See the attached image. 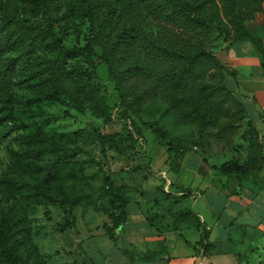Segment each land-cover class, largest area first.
<instances>
[{"label": "trees", "instance_id": "16d2710c", "mask_svg": "<svg viewBox=\"0 0 264 264\" xmlns=\"http://www.w3.org/2000/svg\"><path fill=\"white\" fill-rule=\"evenodd\" d=\"M27 1L33 13L44 14L47 20L38 25L0 16V128L15 120L18 98L14 87L21 77L40 100L70 105L79 113L90 110L110 121L113 108L104 96V87L92 81L97 61L107 68L114 83L122 119L132 120L149 101L163 97L182 124L198 125L201 137L222 119L228 121L217 134L219 139L237 136L244 124L247 130L241 133V139L246 144V156L215 168L222 176L237 177L240 183L263 168L264 147L259 133L244 103L227 86L226 76H231V71L196 39L207 23L216 24L232 38L230 46L250 43L264 67V37L247 25L264 12V0ZM60 1L66 2L72 13L76 9L86 12L92 33L85 47L68 49L64 31H56L52 9ZM150 19L173 26L181 34L156 35L148 30ZM131 124L134 132L126 134H91L85 130L51 133L40 126L21 134L19 149L13 151L6 174L0 178L2 200L22 199L36 206L57 205L65 210L92 207L109 217L110 225L104 228L108 238L116 242L131 216L134 203L128 197L130 189L107 179L99 198L108 203L99 205L89 182L87 171L93 161L86 159L85 145L98 144L102 152L109 149L120 156L135 154L144 134L134 121ZM28 128L24 125L20 130ZM154 132L159 144L170 133L160 127ZM4 137L0 135V147ZM170 138V168L179 172L186 154L199 146L186 147ZM138 191L144 195L142 189ZM189 198L190 193L158 186L148 200L150 211L157 210L148 216V223L174 233L181 227H202L198 216L187 207ZM182 204L183 208H177ZM23 223L8 212L0 215V264H30L22 254L30 238ZM74 225L67 219L61 230ZM161 254L153 252L141 260L152 261ZM128 258L135 260L133 256Z\"/></svg>", "mask_w": 264, "mask_h": 264}, {"label": "rangeland", "instance_id": "374dc122", "mask_svg": "<svg viewBox=\"0 0 264 264\" xmlns=\"http://www.w3.org/2000/svg\"><path fill=\"white\" fill-rule=\"evenodd\" d=\"M218 6L221 8V4ZM52 10L56 31H64L65 46L68 49L85 47L87 39L92 33V25L89 18L85 16L86 12L76 9L72 13L64 1L54 4ZM0 16L9 17L19 23L29 22L38 25L45 24L47 20L46 15L33 13L27 0H0ZM247 25L250 30H259L261 36L264 37V12L256 14ZM148 30L156 35L181 34L173 26L152 19H150ZM198 32L199 38L196 40L204 43L208 52L215 54L231 71L232 75H227L226 81L228 88L234 91L229 82L231 78L237 79V72L229 62L233 47L230 46L232 38H229L222 29L211 22L207 23L205 29ZM189 37V35H184L186 39H190ZM248 47L259 58L255 48L252 45ZM95 64L96 73L93 75L92 81L95 85L104 87V96L113 108L111 120L108 122L98 118L90 110L79 113L70 105L40 100L34 94L33 89L25 83V78H20L17 86L14 87L18 98L15 105V120L0 128V135L5 134L0 147V178L6 174L13 151L19 149L20 135L33 132L36 126L51 133L85 130L91 134L102 132L126 134L128 131L134 132V126L131 124V121H134L144 134V141H141L142 145L138 147L135 154L120 156L109 149L102 152L98 144L90 143L85 145V151L86 159L93 161L87 173L99 205L108 203V200L99 197L100 193H103L107 179H109L117 185L129 187L128 197L133 199L134 203L131 209L135 210L136 201L148 202L158 186H163L167 190L168 182L164 177L165 174L162 173L170 170L167 151L168 142L171 141L170 136L179 140L183 146L198 145L201 150L206 149L208 157H212V154L215 153L217 160H221L222 163L232 158H244L246 155V144H243L241 139V133L247 130L246 125L243 124L237 136L232 138L226 136L219 139L217 134L228 121L222 119L217 127L207 130L201 137L198 125L182 124L163 97L149 101L143 107L141 114L132 117V120L122 119L118 108L119 100L114 90V83L109 79L108 70L97 61ZM235 95L243 102L238 94L235 93ZM24 125L29 128L20 130V127ZM159 127L166 133L170 132L160 144L154 132V129ZM221 150H225V153L223 154ZM201 159V154L198 152L187 154L183 162L182 178L180 179L172 172L168 173V177L170 179L174 177V182L178 181L181 185L189 186L192 180L190 168H195ZM149 170H152V173ZM138 188L142 189L144 195H140ZM171 190L175 191V187H172ZM148 204L150 205V203ZM177 208H183V204ZM156 211H150L148 216L153 215ZM4 212H8L12 218L22 219L24 222L23 225L30 238L28 245L22 250V254L25 259L30 261V264L39 262L46 264H126L124 257H141L153 252L159 253L162 249L161 245L149 244L145 241L139 242L140 245L143 244V250L138 243L135 242L131 245L132 243H127L125 239L112 242L104 228L110 225L109 217L103 212L95 211L92 207L79 206L65 210L57 205L36 206L22 199H13L7 202L0 196V215ZM67 219L74 222L75 225L62 231L61 224L65 223ZM141 219L142 217L139 216L131 217L124 227H143L144 223L137 224L142 221ZM122 231L123 229L120 230L119 235ZM185 235L192 240L199 234L191 231L186 232Z\"/></svg>", "mask_w": 264, "mask_h": 264}, {"label": "crops", "instance_id": "0c3cea01", "mask_svg": "<svg viewBox=\"0 0 264 264\" xmlns=\"http://www.w3.org/2000/svg\"><path fill=\"white\" fill-rule=\"evenodd\" d=\"M248 46H251L250 43L232 47L229 62L237 72V79L231 78L229 82L234 92L243 100L264 147V67ZM190 147L192 148L191 145ZM221 151L225 153V150ZM193 152L201 154L202 159L195 168H190L192 180L189 186L174 182V177H168V173L172 172L182 178L185 158L179 172L170 168L162 174H165L168 182L167 190L175 187L186 194L190 193L187 207L198 216L202 227H181L179 233L151 227L147 221L151 206L147 201H136V210L130 209L129 220L131 217H142V221L137 224L144 223L145 226L123 227L118 241L125 239L131 245L144 241L156 243L161 245L160 252L163 254L152 261H142L141 256L135 257L132 262L124 257V262L264 264V163L260 171L248 175L240 183L237 177L222 176L216 170L215 167L225 162L217 160L215 153L208 157L206 149L195 147L187 154ZM191 231L199 234L197 238L191 240L186 237V232ZM139 247L144 249L143 244Z\"/></svg>", "mask_w": 264, "mask_h": 264}]
</instances>
